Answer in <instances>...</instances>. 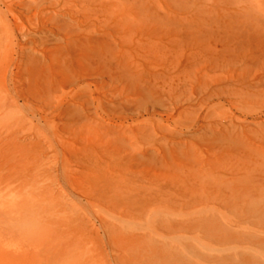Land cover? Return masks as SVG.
Returning a JSON list of instances; mask_svg holds the SVG:
<instances>
[{"label": "rangeland", "instance_id": "obj_1", "mask_svg": "<svg viewBox=\"0 0 264 264\" xmlns=\"http://www.w3.org/2000/svg\"><path fill=\"white\" fill-rule=\"evenodd\" d=\"M260 19L264 0H0L5 66L16 57L12 71L46 70L52 91L48 218L42 175L32 167L18 173L20 187L1 185L0 230L15 231L50 264H140L151 247L159 264H263ZM227 35L249 59L232 63L220 52ZM29 116L23 108L19 122ZM3 139L9 175L26 163L31 139ZM242 179L257 183L250 190ZM138 188L161 198L131 202Z\"/></svg>", "mask_w": 264, "mask_h": 264}, {"label": "bare ground", "instance_id": "obj_2", "mask_svg": "<svg viewBox=\"0 0 264 264\" xmlns=\"http://www.w3.org/2000/svg\"><path fill=\"white\" fill-rule=\"evenodd\" d=\"M237 14H239L237 12ZM241 15V13L239 14ZM257 15V14H256ZM236 19H239L237 18V16L235 15ZM245 18V17H244ZM248 18V17H247ZM255 18V17H254ZM252 19V18H251ZM234 20V19H233ZM245 20V19H244ZM262 19H260L261 21ZM241 21V20H240ZM249 21V19H248ZM233 22V21H232ZM258 22V21H257ZM258 23H261V27L263 26L264 27V20H262V22H258ZM247 24V23H246ZM255 24V23H253ZM159 25V23H158ZM226 25V24H225ZM231 25V24H229ZM157 26V25H156ZM235 25H232L231 27L234 28ZM227 27V26H226ZM225 27V28H226ZM238 27V26H237ZM254 28V26H252ZM224 28V29H225ZM228 28V27H227ZM230 28V26H229ZM228 28V29H229ZM252 28V29H253ZM215 29V28H214ZM216 30V29H215ZM226 31V30H225ZM236 31V30H235ZM229 32V31H228ZM230 33V32H229ZM234 34V33H233ZM238 34V33H236ZM264 32L261 31V35H263ZM244 35V34H243ZM219 36V35H218ZM226 36V35H225ZM224 36V37H225ZM232 36V35H231ZM230 35L226 37V39H224V45L222 47V50L220 52H222L223 54L225 55H228L227 57H234L233 59L229 58L232 60V63H237L239 64L240 62H242L245 58H242L241 56H245L246 59H249L248 56H249V52H245L243 54L240 53V49H245L242 45V43L238 42L233 36V38L231 37ZM239 37V36H237ZM240 38V37H239ZM260 38V37H258ZM254 43V42H252ZM250 43V46L248 44L249 47H247L246 45V48H250L251 50L253 49L255 51V48H259L260 44L259 43H256V44H252ZM210 44V43H209ZM244 44V43H243ZM246 44V43H245ZM216 45V44H215ZM210 46V45H209ZM215 47V46H214ZM217 48V47H216ZM214 49V48H213ZM220 50V48H219ZM257 50V49H256ZM253 51V52H254ZM202 52V51H201ZM217 52V51H216ZM219 53V52H218ZM252 53V52H251ZM212 54V53H210ZM209 54V55H210ZM102 55V54H101ZM264 55V54H263ZM106 57V54L104 53L102 55V57ZM217 56V55H216ZM220 56H222L220 54ZM28 57V56H27ZM252 57V56H251ZM263 57V56H262ZM16 58V57H15ZM14 58V60L16 61V59ZM33 58V57H32ZM101 58V57H100ZM109 58V57H108ZM213 58V57H212ZM105 59V58H104ZM261 59V58H260ZM103 61V58L101 59ZM107 60V58H106ZM263 60V59H262ZM11 61V59L9 57H7L6 55L4 56V54L0 55V162L2 159H5L7 154H5V152L3 151V146H5V144H7V140L3 139L4 138V135L5 134H9V137L11 135V137L13 138H17L18 140V137L20 135H23L24 137L26 138H29L31 139V141L29 142L30 144H28V148L25 150V153H22L21 154V157L25 156L26 158V163H23L20 165V167L17 168H14V167H11V168H8L6 169V171H11L12 172V176L10 177V174L7 175L5 173H3V170L5 169V167H7L6 165H4V162L1 164L0 163V187L1 185H3L6 189H9L8 187L11 185V184H16L14 189L20 187V185L24 184V182H22V180H20L22 177H19V172L20 171H26L25 169L27 170H30L32 167H35L37 168V170L40 171L41 175H42V179H43V187H44V196H43V218L44 220H46L48 218V204H47V200H48V175H50L51 173L48 174V167H49V158H50V140H51V133H50V118H49V109H50V104H51V82H50V77H49V73L46 71V70H41L38 71V70H34L30 67H25V69L21 70V71H12L13 70V63H15V61L12 63V65L9 67L10 69L12 68V70L8 69L5 64L6 63H9ZM26 61V60H24ZM29 61V58L28 60ZM26 61V62H27ZM252 61V60H251ZM101 62V61H100ZM107 62H111L109 60H107ZM29 63V62H28ZM45 63V62H44ZM11 64V63H10ZM26 64V63H25ZM103 64V63H102ZM109 64V63H108ZM124 63L120 62L118 63L117 67L124 71L125 68L127 69V66L124 68ZM27 65V64H26ZM104 65V64H103ZM107 65V64H106ZM245 65V64H244ZM45 66V64H44ZM102 66V65H101ZM105 66V65H104ZM103 66V68H104ZM110 66V65H109ZM116 66V64H115ZM264 66V65H263ZM262 66V67H263ZM46 67V66H45ZM44 67V68H45ZM108 67V66H107ZM106 68V67H105ZM104 68V69H105ZM47 69V68H45ZM107 69V68H106ZM111 69V68H110ZM129 69V67H128ZM127 69V70H128ZM49 70V69H48ZM108 70V69H107ZM120 70L119 71V74H120ZM140 72V71H139ZM127 73V72H126ZM118 74V75H119ZM129 74V73H128ZM138 74V72H137ZM141 73H139L138 75H140ZM122 76V74H120ZM136 75V77L138 76ZM142 75V74H141ZM140 75V77H141ZM117 76V75H116ZM125 75H123L122 77H124ZM129 76V75H128ZM134 76V75H133ZM172 76V75H171ZM114 77V76H113ZM118 77V76H117ZM139 77V76H138ZM139 77V78H140ZM150 77V76H149ZM153 77V76H152ZM116 78V77H115ZM120 78V76H119ZM155 79V77H153ZM130 79V78H129ZM135 81L136 79L133 78ZM133 79L130 81V82H134ZM139 81V80H138ZM146 81V79H145ZM154 81V80H153ZM137 82V81H136ZM135 82V83H136ZM156 82V80H155ZM258 83V82H257ZM141 84V83H140ZM142 84H144V82H142ZM155 84V83H154ZM153 84V86H154ZM238 84V82H237ZM151 85V84H150ZM157 86V85H156ZM155 86V87H156ZM143 88V87H142ZM235 88V87H234ZM221 89V87H220ZM235 89H238V88H235ZM151 90V89H149ZM232 90V88H231ZM230 90V92H231ZM248 90V89H247ZM145 91V90H144ZM234 92V91H233ZM152 93V92H151ZM220 93V92H219ZM236 93V92H235ZM246 93V92H245ZM248 93V92H247ZM246 93V95H247ZM251 93V92H250ZM264 93V92H263ZM216 94V93H215ZM254 95V93H251ZM212 95V94H211ZM210 95V96H211ZM226 95V94H225ZM236 96L239 95V94H235ZM241 95V93H240ZM244 95V94H243ZM263 95V94H262ZM217 96V95H215ZM250 97V95H248ZM214 97V96H213ZM207 98V97H206ZM212 98V97H211ZM254 98V97H252ZM209 99V98H208ZM151 101V100H150ZM207 101V100H206ZM140 104V103H139ZM23 108H26L27 111L29 112V119H28V122L24 125L21 124V122H19V118H18V114L19 112H22L23 111ZM25 112V111H24ZM26 113V112H25ZM244 123V122H243ZM264 124V123H263ZM263 126V125H261ZM110 127V126H109ZM112 128V127H111ZM141 128V127H140ZM145 128V127H144ZM124 129V128H123ZM234 129V128H233ZM119 130V128H118ZM144 130V129H143ZM212 130V129H211ZM232 130V129H231ZM208 131V130H207ZM207 131H205L207 133ZM210 131V130H209ZM117 132V130L115 131ZM119 132V131H118ZM171 132V131H169ZM173 132V131H172ZM231 132V131H230ZM109 133V132H107ZM125 133V132H124ZM203 133V132H202ZM233 133V132H231ZM199 134V133H198ZM122 135V134H120ZM124 135V134H123ZM195 135V134H194ZM264 136V135H263ZM223 137V136H222ZM235 138V137H234ZM164 139V138H163ZM216 139V138H215ZM238 139V138H237ZM15 140V139H14ZM15 140V141H17ZM235 140V139H234ZM239 141V140H238ZM237 140L235 142H238ZM230 142V141H229ZM246 142V141H244ZM249 141L248 140V143L249 144ZM21 143V142H20ZM217 144V143H216ZM229 144V143H228ZM232 144V143H231ZM244 144V143H243ZM250 145V144H249ZM14 146V145H13ZM220 146V145H219ZM254 146V145H253ZM19 147V146H18ZM250 147V146H249ZM256 147V146H255ZM231 148V147H230ZM237 148V147H236ZM254 148V147H253ZM260 148V147H259ZM145 149V148H144ZM149 149V148H148ZM8 150V149H7ZM139 150V149H138ZM143 150V149H142ZM142 150H139L142 154H145L144 152H142ZM255 150V149H254ZM147 151V150H145ZM257 151H260L257 149ZM151 152V151H150ZM254 152V151H253ZM148 153V152H146ZM251 153V152H250ZM254 153H257L256 151ZM259 153V152H258ZM261 153V151H260ZM19 154V153H18ZM264 154V152H263ZM150 155V154H149ZM253 155V154H252ZM262 155V154H261ZM148 156V155H147ZM234 156V155H233ZM244 156V155H243ZM264 156V155H263ZM262 156V158H263ZM142 157V156H141ZM259 157V156H258ZM234 158V157H233ZM239 158V157H238ZM248 158V157H247ZM250 158V157H249ZM236 159V158H235ZM243 159V158H241ZM210 160V159H208ZM213 160V159H211ZM222 160V159H221ZM226 160V159H225ZM230 160V159H229ZM228 160V161H229ZM233 160V159H232ZM246 160V159H245ZM8 161V160H7ZM248 161H250V159L247 160V163H249ZM239 162H244V159L243 161H239ZM264 162V161H263ZM262 162V164H263ZM220 163V162H219ZM222 163V161H221ZM220 163V164H221ZM225 163V162H224ZM228 163V162H227ZM226 163V164H227ZM234 163V162H233ZM239 163L237 162V165ZM245 164V162H244ZM243 164V165H244ZM17 165V164H16ZM234 166V164H232ZM235 164V166H237ZM249 165V164H248ZM253 165V164H252ZM232 166V167H233ZM239 166V165H238ZM260 167L259 168H263L264 169V165H259ZM230 167V166H229ZM253 167V166H252ZM244 168V167H243ZM257 169L256 166H254V169ZM261 168V171H263V169ZM250 169V168H249ZM254 169H251V172H249L247 170V174L248 172L254 174L256 172V169L255 171L253 172L252 170ZM259 171V173L261 172ZM28 172V171H27ZM258 172V170H257ZM256 172V173H257ZM263 173V172H262ZM264 174V173H263ZM250 175V174H248ZM247 175V178L249 179L250 177ZM250 175V176H251ZM246 177V176H245ZM255 175L251 176L252 179H254ZM11 178V179H10ZM247 178H245L247 180ZM250 178V180H252ZM256 178L258 177H255V180H257ZM260 178V177H259ZM245 179H242L245 181ZM226 180V179H224ZM237 180V179H236ZM254 183L256 184L257 182ZM218 181V180H217ZM243 183L245 184V182H248V181H245ZM233 182V181H230V183ZM236 182V181H235ZM234 182V183H235ZM18 183V184H17ZM217 183V182H216ZM249 183V185H248ZM246 183V185H248V188H250L249 186H251V183L252 181ZM252 183V184H254ZM224 183H222L221 185H223ZM236 184H240L239 182ZM219 184V187L221 186ZM235 185V184H234ZM245 185V186H246ZM126 186V185H125ZM128 186V185H127ZM151 186V185H149ZM154 186V185H153ZM230 186V185H229ZM255 186V185H254ZM130 187V186H129ZM231 189L233 187L230 186ZM244 186H241L240 188H243ZM253 187V186H251ZM263 187V185L261 186ZM260 186H258L257 188H255L254 190L256 189H261ZM32 188V187H31ZM140 188V186H139ZM138 188V192H135L134 194H129L130 197H132L130 199V197H128V194L126 191H124L126 197H128V200L130 199L131 202L133 200L134 203H136L135 201H139V200H146L148 197L152 196V197H155V198H161L159 197L160 196V193L158 194H155V193H146V192H142L143 190L139 189ZM149 188V187H148ZM151 188V187H150ZM159 188V187H158ZM222 188V187H221ZM223 188H226V187H223ZM235 188V187H234ZM246 188V187H244ZM247 188V189H248ZM254 188V187H253ZM227 189V188H226ZM225 189V190H226ZM246 189V190H247ZM252 188H250L251 190ZM113 190V189H112ZM130 190V189H129ZM141 190V191H139ZM146 190V189H145ZM152 190V189H151ZM154 190V189H153ZM235 190V189H234ZM241 190V189H239ZM261 190H264V187L261 189ZM260 190V191H261ZM0 191H1V188H0ZM17 191V190H16ZM122 191V192H123ZM167 191V190H166ZM170 191V190H169ZM169 191L167 193H169ZM172 191V190H171ZM229 191V190H228ZM110 192V191H109ZM107 192V193H109ZM130 192V191H129ZM128 192V193H129ZM160 192H162L160 190ZM237 192H240L237 190ZM245 192V191H244ZM258 192V190H257ZM264 192V191H263ZM105 193V191H104ZM112 193V192H111ZM133 193V192H132ZM174 193V191L172 192ZM177 193V192H176ZM192 193V192H191ZM195 193V192H194ZM232 193V192H231ZM247 195V193H252L253 194V191H250L249 190L247 192H245ZM262 193V191H261ZM97 194V193H96ZM114 194V193H112ZM163 194V192H162ZM234 194H237L236 192ZM233 194V196L235 197V195ZM244 193H240V195ZM105 195V194H104ZM196 195V194H195ZM238 195V194H237ZM239 195V196H240ZM241 195V196H243ZM32 196V195H31ZM162 196V195H161ZM164 196V194H163ZM113 197V196H112ZM115 197V196H114ZM257 197V196H256ZM255 197V198H256ZM260 197H262L260 195ZM103 198V197H101ZM164 198V197H163ZM221 198V197H220ZM249 198V197H248ZM261 199V198H260ZM249 200H251V198H249ZM254 200V199H253ZM251 201V203L255 202V201ZM255 200H259V198L255 199ZM109 201V199H108ZM219 201V199H218ZM240 201H243V198H241ZM28 202V201H27ZM212 202V201H211ZM220 203V202H219ZM230 203V202H229ZM241 203V202H240ZM239 203V204H240ZM245 203V202H244ZM3 204V203H2ZM224 204V203H223ZM227 204V203H226ZM225 204V205H226ZM228 205V204H227ZM232 205V204H231ZM254 205V204H253ZM10 207V206H9ZM231 207V206H230ZM254 207V206H253ZM25 210V209H24ZM249 211V210H248ZM249 213V212H248ZM258 214V213H257ZM29 215H33V209H29ZM247 216H249L247 214ZM264 219V218H263ZM250 220V219H249ZM262 220H260V223ZM173 222V221H172ZM187 222V221H186ZM189 222V221H188ZM199 222V220H198ZM206 223V222H205ZM216 223V222H215ZM231 223V222H230ZM185 224V223H184ZM177 225L176 222H174V224H171V227ZM194 225V224H193ZM220 226V225H218ZM29 227H35V224L31 223L29 224ZM224 228H226L225 226H223ZM231 228V227H230ZM229 229V228H228ZM222 230V227L221 229ZM232 231V230H230ZM236 234V232H235ZM234 234V235H235ZM238 234V233H237ZM245 235V234H243ZM247 235V234H246ZM253 235V234H252ZM249 237H252V236H248V239ZM224 238V237H223ZM237 238V237H235ZM256 238V237H255ZM260 239V238H259ZM264 239V237H263ZM219 240V239H218ZM233 240V239H232ZM217 242V241H216ZM248 242V241H247ZM252 242V241H251ZM264 242V241H263ZM222 243V242H221ZM243 244V243H241ZM227 244L225 242L222 243V246L224 247H227L226 246ZM247 245V244H246ZM159 246V245H158ZM123 247V246H122ZM138 247V245H137ZM223 247V248H224ZM152 249L148 252V254H145L144 256L141 255L140 256V264H159L158 262H156L158 260V257H160L161 255L156 252L157 249H154L153 247H151ZM243 248V247H241ZM147 249H150V248H147ZM123 250H128V247L126 246L125 249ZM146 250V248H145ZM225 250V249H223ZM175 251V250H174ZM224 252V251H223ZM177 253V252H176ZM222 253V252H221ZM174 254V253H173ZM176 255V254H175ZM145 256H148V258L146 259ZM246 256V254H245ZM170 258V256H168ZM176 257V256H175ZM230 257V256H229ZM233 258V256H231ZM254 255L251 257L253 258ZM241 259V258H240ZM254 259V258H253ZM257 259V258H256ZM255 259V261H256ZM219 260V259H218ZM224 260V259H223ZM258 261V259H257ZM222 262V261H220ZM241 262V261H240ZM223 263V262H222ZM235 263V262H234ZM0 264H50V261H49V258L47 259L46 256L44 254H40V256L38 257L37 255H34V252H33V249H32V246H25L23 244L20 243V240L18 238V235L15 231L13 230H0ZM185 264V263H184ZM244 264V263H243ZM262 264V263H261ZM264 264V263H263Z\"/></svg>", "mask_w": 264, "mask_h": 264}]
</instances>
